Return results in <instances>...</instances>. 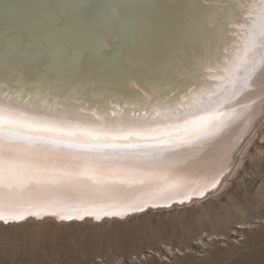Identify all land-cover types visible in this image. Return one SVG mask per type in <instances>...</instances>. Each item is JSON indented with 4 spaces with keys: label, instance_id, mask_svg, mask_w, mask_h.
<instances>
[{
    "label": "water",
    "instance_id": "95a60500",
    "mask_svg": "<svg viewBox=\"0 0 264 264\" xmlns=\"http://www.w3.org/2000/svg\"><path fill=\"white\" fill-rule=\"evenodd\" d=\"M105 4L125 7L110 17L101 7ZM262 25L264 0H0V40L18 43L24 53L26 73L20 84L11 77L0 80V96L7 93L14 100L19 96L21 118L41 123L59 121L67 108L79 107L83 101L84 113L65 118L62 121L65 126L117 132L131 124L175 133L185 120L225 109L235 95L248 91L252 95L250 100L253 96L264 98V85L260 84L264 82ZM73 52L80 53L78 63L69 59ZM169 62L176 69L171 77L161 78L159 72L153 71ZM142 76L151 78L170 101L152 102L148 109L138 107L136 96L142 93L130 90L127 80ZM250 100L248 96L245 98L248 103ZM261 102L255 101V106L259 108ZM230 119L231 116L215 121L218 124L213 130ZM198 131L190 128L187 132L160 136L161 140L171 141L163 150L147 147L89 152L69 144L97 141L10 126L0 131V138L52 145L72 152L68 160L91 162L98 158L121 165L133 164L136 168L132 166L131 170H137L160 163L183 149H187L184 152L187 158L195 156L205 142L202 137L206 132ZM9 132L14 135L9 136ZM193 132L199 134L192 138ZM248 137L249 134L237 145L231 144L230 157ZM115 142L153 143L135 138ZM122 151L128 153L126 158L121 157ZM78 154L85 156L80 158ZM228 169L222 177L228 174ZM219 186L216 180L199 191L148 199L122 210L107 209L98 214L43 210L0 215V223L125 220L202 201Z\"/></svg>",
    "mask_w": 264,
    "mask_h": 264
},
{
    "label": "rangeland",
    "instance_id": "374dc122",
    "mask_svg": "<svg viewBox=\"0 0 264 264\" xmlns=\"http://www.w3.org/2000/svg\"><path fill=\"white\" fill-rule=\"evenodd\" d=\"M260 110L237 162L206 199L125 220L0 223V264H264Z\"/></svg>",
    "mask_w": 264,
    "mask_h": 264
},
{
    "label": "bare ground",
    "instance_id": "6f19581e",
    "mask_svg": "<svg viewBox=\"0 0 264 264\" xmlns=\"http://www.w3.org/2000/svg\"><path fill=\"white\" fill-rule=\"evenodd\" d=\"M260 84L264 85V82ZM250 93L235 95L226 104L227 107L218 112L228 113L226 117L231 116V119L226 120L218 130H213L218 124L213 123L202 137L205 142L198 149V154L187 158L184 153L187 149H183L166 156L160 163H150L144 169L131 170L133 164L121 165L98 158L91 162L68 160L72 158V152L53 148L52 145L0 138V145L7 149L13 172L11 183L0 185V215L43 210L59 214H98L107 209L122 210L148 199L199 191L216 180L221 184L225 176L222 177V174L233 162H237L241 150L245 148L244 143L243 148L230 157V153L223 150L227 146L223 142L238 144L247 134L251 136L249 131H254L257 121L261 120L253 122L252 118L259 110L255 101L262 98L253 96L250 100ZM247 96L249 103L245 101ZM239 102L242 107L236 109ZM196 134L199 133H191L192 138ZM62 155H67L66 159ZM83 156L78 154L80 158Z\"/></svg>",
    "mask_w": 264,
    "mask_h": 264
},
{
    "label": "snow or ice",
    "instance_id": "6c2138e0",
    "mask_svg": "<svg viewBox=\"0 0 264 264\" xmlns=\"http://www.w3.org/2000/svg\"><path fill=\"white\" fill-rule=\"evenodd\" d=\"M106 15L114 17L115 13L122 11L125 7L120 4H105L101 6ZM262 35H264V25H262ZM251 39V37H250ZM24 53L20 50L18 43H14L12 40H0V80H6V78L11 77L14 83L20 84L25 79V67L22 60ZM80 53L73 52L69 59L74 63H78ZM153 71L159 72L161 78H169L176 69L171 67V63H166L163 67L159 69H154ZM172 81L169 80V86H171ZM127 85L130 86V90H138L142 94L136 96L137 106L148 109L152 102L157 104L168 103L170 101L169 96H164L160 88H158L153 80L147 76H142L139 79L129 78L127 80ZM13 103L16 107L13 108ZM19 96L15 97L4 93L0 96V131L10 127H22L30 130H35L37 132H50L57 133L60 135H65L68 137H84L89 141L97 142H87L72 144L69 146H75L78 148H83L89 152H99L103 150H124V149H143L147 147H152L154 149L163 150L164 147L171 143V141H165L159 139L160 136H172L178 134L179 132H187L190 128H197L201 131H207L213 126L215 121H218L227 115L228 113H215L208 116H201L194 120H185L182 126L176 128L175 133L168 132L166 130L154 128V127H144L139 128L133 125H128L127 127H121L117 132H92L87 129H78L76 127L65 126L62 121L70 116H80L84 113L83 101H80L79 107L72 106L67 108L60 115L59 121L53 119L51 122H38L32 120V118L22 117V113H19L20 106ZM146 115V113H143ZM9 136L14 135V133L9 132ZM133 138L137 140L153 141L152 144H140V143H126L119 144L115 141L117 140H129ZM122 158H126L128 153L121 152ZM13 178L12 166L8 161V153L5 146L0 145V185L11 183ZM215 187V186H213ZM71 219V217H68Z\"/></svg>",
    "mask_w": 264,
    "mask_h": 264
}]
</instances>
